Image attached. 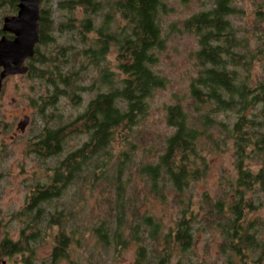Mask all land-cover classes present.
Wrapping results in <instances>:
<instances>
[{
  "label": "trees",
  "instance_id": "1",
  "mask_svg": "<svg viewBox=\"0 0 264 264\" xmlns=\"http://www.w3.org/2000/svg\"><path fill=\"white\" fill-rule=\"evenodd\" d=\"M0 1L12 7L3 16L17 13L18 0ZM42 2L39 41L33 57L24 65L28 69L26 77L38 83L40 93L31 100L35 110L31 124L35 128L41 119L43 128L28 141V148L43 160L60 155L65 141L72 136L85 134L87 141L50 169L52 176L47 182L33 187L19 216L25 217L19 239L13 241L6 234L0 238V261L21 254L27 260L24 262L34 264V248L30 245L41 237L43 227L46 233L57 229L50 264L66 259L75 231L66 233L61 226L66 221L62 219L66 216L62 215L64 211H51L49 205L68 186L80 181L88 190L97 185L112 189L113 204L109 205L108 214L113 212L116 227L111 228L104 219L91 228L103 250L114 243L118 255L134 243L138 245L135 264H168L173 249L184 254L192 239L197 216L189 207L190 201L183 203L182 194L190 182L205 175L208 163L201 151L221 150L230 141L235 179L228 193L208 203L200 220L206 229H219L224 240L220 246L223 254L237 255L250 264L249 256L257 252L253 263L264 264V238L259 236L263 232L253 231V223L244 221L243 216L244 211H250V195H264V77L252 84L249 69L256 54L248 49L249 36H236L238 31L229 18L239 16L240 11L232 6V0H214L210 10L195 13L182 22L183 32L196 36L199 46L193 53L197 71L189 83L191 102L188 109L178 103L166 106V125L172 131L164 138L155 162L141 163L136 171L138 179L159 201L173 192L175 201L183 205L174 227L162 239L158 233L160 223L151 215L139 213L137 194L131 197L125 193L133 174L130 159L125 158L127 152L115 164L110 163L111 149L120 134L127 141L133 127L148 114L153 93L165 89L168 83L154 67L166 47L161 17L171 7L167 0ZM5 36L12 39L11 35ZM109 54L114 55L117 73L106 61ZM238 68L243 72L239 73ZM90 69L91 79L78 75L80 70L89 73ZM83 94L93 95L84 111L72 122L63 123V113L57 110L59 103L68 100L72 106H79ZM228 111L235 115L231 127L214 117ZM248 159L263 163L257 173L244 163ZM228 194L233 199L224 209ZM73 215L72 211L67 214L69 219ZM75 240L77 244L79 240ZM144 242L151 246L152 259L145 256Z\"/></svg>",
  "mask_w": 264,
  "mask_h": 264
},
{
  "label": "rangeland",
  "instance_id": "2",
  "mask_svg": "<svg viewBox=\"0 0 264 264\" xmlns=\"http://www.w3.org/2000/svg\"><path fill=\"white\" fill-rule=\"evenodd\" d=\"M167 2L171 11L161 17L166 47L159 54V60L154 68L167 79L168 83L165 89L153 93L149 100L148 114L133 127L127 141L123 140L120 134V138L111 149L110 163V166L115 164L120 157L123 158L122 154L127 152L125 158L130 159V170L133 174L130 184L125 187V193L129 196L137 194V199L140 201L136 204L139 207V213L151 215L160 223L158 233L161 235V239L169 232L170 228L174 227L175 219L180 217L183 205L175 201L173 192L167 194L163 201H159L145 188L142 179H138L136 171L141 163L155 162L156 156L161 152L164 138L172 131L166 125V106L178 103L183 109H188L191 102L189 83L197 71L193 53L199 46L197 37L183 32L181 24L195 13L210 10L214 0H188L185 3L180 0H167ZM232 6L240 11L239 16L229 18L238 31L236 32L237 38L243 35L249 36L248 49L256 54L255 61L249 69L254 85L264 77V0H232ZM54 7L52 6V8ZM11 8V5H8L6 1H0V30L5 17L3 14L11 11ZM6 15L9 16V14ZM106 61L109 62L111 70L117 73L114 55H107ZM237 71L243 72L241 68H238ZM25 74L7 77L0 90V238L6 234L13 241L19 239L20 229L25 221L24 216L21 218L19 216L25 208L33 187L47 182L52 176L50 169H53L68 152L81 147L87 141L85 134L72 136L65 141L60 155L43 160L31 152L28 148V141H31L43 128V122L38 119L35 128L31 124L35 112L31 100L37 98L40 93L36 88L38 83L29 80ZM80 74H85L91 79L90 75L93 74V71L90 69L88 73L85 70H80L78 75ZM88 82L90 83L91 80ZM31 87H34L33 90L30 89ZM91 96L93 95L83 94L82 103L75 107L68 100L60 102V110L58 108L57 110L59 113H63V123L72 122L81 114ZM223 114L214 116L216 121H223L231 127L235 115L230 111ZM25 116L29 117V123L21 132L18 124L22 123ZM201 153L208 163L205 175L201 179L190 182L182 194L183 203L186 204L190 201L189 207L197 216V220L193 224L192 239L184 254L173 249L168 264H245L242 262L243 259L237 255L223 254L220 246L224 240L221 238L219 229L214 227L206 229L200 220L207 212L208 203L223 197L225 192L228 193L229 185L235 179L233 146L229 141L226 146H221V150H202ZM244 163L253 173H257L263 164L250 159ZM77 183V185L68 186L60 197L49 205L51 211H64L62 215L66 216L62 219L65 218L66 221L61 222V226L65 228L66 233L75 231V238L79 240L77 244L75 238L71 241L66 259L62 258L56 264H135L137 244H130L116 255L114 243L110 244L108 250L105 251L96 242V238L91 232L93 225L104 219L108 220L111 228L116 227L114 217H112L114 216L113 212L108 214L109 205L113 204L112 189L107 185L106 187L97 185L92 190H88V186L83 182ZM102 188H104L103 192L100 191ZM250 196L252 205L250 211H244V221L253 223V231L263 232L259 234L263 239L264 195L257 193L255 196L254 194ZM232 199L233 197L228 194L222 207L226 209L225 204ZM70 211L74 215L69 219L67 214ZM43 228L40 229L41 237L37 239L36 243L30 245L31 248H34L32 258L34 264H50L49 260L54 248V236L57 229L51 228L46 233ZM77 229L79 230L78 234ZM124 233H128V230H125ZM143 245L146 247V258L152 259L150 244L144 242ZM158 247L160 250L162 245L160 244ZM258 255L259 253L255 252L249 256L250 264H254ZM24 260L26 259L23 255L17 254L3 258L0 264L3 262H5L4 264H27ZM156 262L157 259H155ZM164 264L166 263L164 262Z\"/></svg>",
  "mask_w": 264,
  "mask_h": 264
},
{
  "label": "water",
  "instance_id": "3",
  "mask_svg": "<svg viewBox=\"0 0 264 264\" xmlns=\"http://www.w3.org/2000/svg\"><path fill=\"white\" fill-rule=\"evenodd\" d=\"M40 0H18L17 13L3 19L0 37V90L5 78L24 75L25 61L32 58L39 41ZM11 35L8 39L5 35ZM29 123L25 116L18 124L21 132Z\"/></svg>",
  "mask_w": 264,
  "mask_h": 264
},
{
  "label": "flooded vegetation",
  "instance_id": "4",
  "mask_svg": "<svg viewBox=\"0 0 264 264\" xmlns=\"http://www.w3.org/2000/svg\"><path fill=\"white\" fill-rule=\"evenodd\" d=\"M3 35V34H2ZM0 71H1V69H0ZM5 262H3V264H4Z\"/></svg>",
  "mask_w": 264,
  "mask_h": 264
}]
</instances>
